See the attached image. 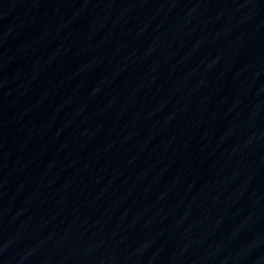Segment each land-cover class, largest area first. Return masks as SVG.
I'll list each match as a JSON object with an SVG mask.
<instances>
[{
  "label": "water",
  "instance_id": "1",
  "mask_svg": "<svg viewBox=\"0 0 264 264\" xmlns=\"http://www.w3.org/2000/svg\"><path fill=\"white\" fill-rule=\"evenodd\" d=\"M0 264H264V0H0Z\"/></svg>",
  "mask_w": 264,
  "mask_h": 264
}]
</instances>
